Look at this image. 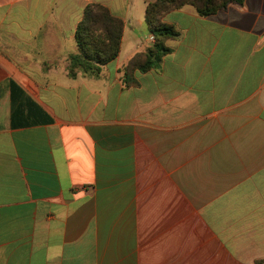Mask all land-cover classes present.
<instances>
[{
	"label": "crops",
	"instance_id": "obj_1",
	"mask_svg": "<svg viewBox=\"0 0 264 264\" xmlns=\"http://www.w3.org/2000/svg\"><path fill=\"white\" fill-rule=\"evenodd\" d=\"M156 0H0V264L264 260V0L192 6L159 67ZM124 21L99 77L69 74L89 4Z\"/></svg>",
	"mask_w": 264,
	"mask_h": 264
},
{
	"label": "trees",
	"instance_id": "obj_2",
	"mask_svg": "<svg viewBox=\"0 0 264 264\" xmlns=\"http://www.w3.org/2000/svg\"><path fill=\"white\" fill-rule=\"evenodd\" d=\"M245 0H156L149 3L145 11V22L154 37L153 44L135 55L121 70L126 86L136 85L133 73H147L156 69L163 58L171 52L167 41L180 36L179 31L165 22L172 11L192 6L201 17H210L226 10L230 5H242ZM124 21L113 15L101 4H89L75 32L77 52L70 56L69 74L72 77L82 73L99 77L103 67L115 61L123 40ZM255 264H264V260Z\"/></svg>",
	"mask_w": 264,
	"mask_h": 264
},
{
	"label": "built area",
	"instance_id": "obj_3",
	"mask_svg": "<svg viewBox=\"0 0 264 264\" xmlns=\"http://www.w3.org/2000/svg\"><path fill=\"white\" fill-rule=\"evenodd\" d=\"M151 41H153V42H154V37H151Z\"/></svg>",
	"mask_w": 264,
	"mask_h": 264
}]
</instances>
